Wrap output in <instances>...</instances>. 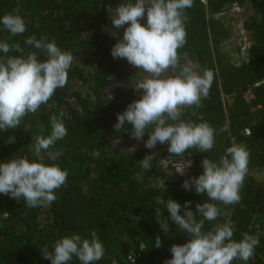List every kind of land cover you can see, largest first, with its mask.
Masks as SVG:
<instances>
[{
    "label": "trees",
    "instance_id": "1",
    "mask_svg": "<svg viewBox=\"0 0 264 264\" xmlns=\"http://www.w3.org/2000/svg\"><path fill=\"white\" fill-rule=\"evenodd\" d=\"M207 1L204 5L202 0H194L193 6L186 9V43L178 54L181 64L184 57H189L200 70L214 72L209 97L202 99L196 114L200 123L207 122L215 130V143L208 152L190 148L183 155L192 162L188 174L192 177L202 174L201 161L205 157L218 162L233 144L246 148L248 171L239 189L240 202L232 205L209 201L206 194H198L194 188L185 190L183 177L177 179L167 196H161L158 188L147 187L139 179L142 173L158 179L156 160L145 170L139 161L148 155L146 152H112L111 143L126 137L131 129L125 126L116 131L117 113L141 98L132 86L114 99L101 98L108 86L130 83L139 70L125 58L113 60L109 53L115 39L107 8H115L125 0H0V17L15 14L18 9L26 25V31L14 37L0 25V42L20 43L25 55L37 52L43 61L45 54L27 46L25 40L33 35L37 39L46 37L63 52L72 56L85 53L91 64L95 59L101 63L88 73L71 63L63 88L56 89L46 104L36 113H28L15 129L0 131V163L18 157L34 160L32 144L36 136L50 135L51 117L61 110L67 114L62 118L67 135L42 150L45 165H57L68 173L66 184L55 190L57 200L51 207L30 208L23 199L18 202L0 194V264H51L43 258L44 245L51 248L55 240L73 233L90 238L92 231H96L105 249L102 259L93 264H164L171 258L172 244H183L190 237L169 219L164 205L156 203L157 197L165 199V203L171 198L181 205L191 201L192 211L197 203H216L221 214L215 221H205L203 231L230 223L234 240L239 241L245 232L259 235V245L247 264H264V178L259 181L253 174L257 168L264 170V0ZM234 3H247L254 11L250 26L253 44L247 61L240 65L229 62L221 51L232 32L226 21L217 17ZM0 55L5 54L0 51ZM7 55L22 54L13 50ZM75 81L87 84L95 100L78 92L70 94L69 87ZM12 139L15 142L9 143ZM59 150H63L59 158L49 155ZM157 208L162 211L161 217ZM201 218L197 215V220ZM164 220L169 224L166 233L158 223ZM157 236L160 247H155ZM69 264L81 262L73 257ZM232 264L245 262L236 259Z\"/></svg>",
    "mask_w": 264,
    "mask_h": 264
},
{
    "label": "clouds",
    "instance_id": "2",
    "mask_svg": "<svg viewBox=\"0 0 264 264\" xmlns=\"http://www.w3.org/2000/svg\"><path fill=\"white\" fill-rule=\"evenodd\" d=\"M193 2L135 0L133 3L125 0L115 8H107L113 25L117 29L124 28L123 38L111 48L112 57L125 58L130 65L147 74L134 84L136 90H144L143 95L117 113L114 128L118 131L131 125L128 134L137 141H143L147 133L144 143L148 149L158 142L168 143L167 151L171 156H182L190 148L205 153L212 150L215 143V130L207 122L195 124L180 119L183 108L199 107L202 99L209 97L214 80L212 70H197L195 65L180 63L178 49L185 45L187 37L186 9L191 8ZM14 12L0 17V25L13 37L26 31L18 9ZM25 44L43 52L47 58L39 60L37 52L25 55L20 43L0 42V51L5 54L0 55V131L15 129L28 113H36L56 89L67 84V70L73 60L70 53L63 52L54 40L48 41L46 37L37 39L33 35L26 38ZM13 50L22 55H7ZM169 70H174L175 74L168 75ZM66 115L63 110L53 115L50 135L36 136L32 144L34 160L18 157L0 163V194L9 195L18 202L23 199L30 208L51 207L57 200L55 190L66 184L68 173L57 165H45L42 150H48L67 135L62 120ZM14 142V139L9 141ZM62 154L63 150L49 153L54 159ZM248 156L243 145L233 144L226 148L218 162L205 157L201 161L202 174L185 179L182 187L206 194L209 201L225 205L239 203V189L248 171ZM151 160L152 155H147L139 162L143 169L149 170ZM187 168L176 171L183 176ZM160 187L163 188L164 183ZM156 203L164 205L169 219L190 237L183 244H172L169 248L171 258L164 264H232L236 259L247 264L259 245V235L247 232L241 234L239 241L234 240V228L230 223L216 224L203 231L205 221H215L221 214L216 203H197L195 211L189 208L191 201L181 205L171 198L165 203V199L157 197ZM156 213L161 217L160 208ZM197 215L202 218L197 220ZM158 223L164 233L169 230L166 220ZM160 246L157 236L155 247ZM104 252L96 231L91 232L90 238L78 233L66 235L55 240L51 248L48 245L42 248L43 258L51 264H69L73 257L81 264H93L102 259Z\"/></svg>",
    "mask_w": 264,
    "mask_h": 264
},
{
    "label": "rangeland",
    "instance_id": "3",
    "mask_svg": "<svg viewBox=\"0 0 264 264\" xmlns=\"http://www.w3.org/2000/svg\"><path fill=\"white\" fill-rule=\"evenodd\" d=\"M242 9L239 14H231L225 13L223 15H219L217 17L222 18L226 21L228 27L231 28L232 37L229 40L223 42L221 46V51L225 54L226 59L235 64L240 65L247 61L248 59V52L250 47L253 44L252 40V29H250L251 21L254 17V11L252 10L249 4L241 5ZM143 23V21H142ZM124 27H127L125 25ZM123 31L124 28L117 29L115 26L112 30V36L115 39V44L123 38ZM111 48H109L110 56L113 60H118V58L114 59L111 55ZM72 64L81 67L85 72H92L95 68L101 66V63L95 59L92 64L88 59V55L85 53H78L75 56H72ZM182 58V57H180ZM184 64H191L197 67V70H200L199 64L189 58L184 57ZM175 74L174 70H169L168 75ZM147 74L144 73L141 69L136 72V75L130 79V83H113L108 86L101 94V98L104 100L107 99H114L118 96H121L125 92L128 91L129 87H134V84L139 81L143 80ZM131 84V85H129ZM136 90V89H135ZM141 97L144 93L143 89L136 90ZM75 92L81 93L84 97L89 96L92 101L95 100L94 96H92L91 91L88 88V85L84 82L75 81L71 83L69 87V93L73 94ZM247 99L250 100V95L248 94ZM72 104L76 106L77 104L72 100ZM198 106H191L185 107L182 109V116L181 120L185 122H191L195 124L200 123V117L197 116V109ZM78 109V108H77ZM131 126V125H128ZM127 131V136L118 140H115L111 143V150L114 154H126L130 152H146L148 155H152V160H156L158 169L160 172V176L158 179L154 178H147L145 173L139 176L141 182L147 187H154L158 188L159 193L161 196H167L175 187V184L178 182L179 177L188 178L190 177L188 165L191 163V160L186 157L185 155L182 156H171V154L167 151L169 144H160L159 142L156 146L152 149H148L145 147L144 141L148 139L147 133L145 134L143 141H137L134 138L129 136V132ZM185 175L181 176L177 173L176 169H184ZM256 179L261 181L264 178V170L257 168L253 171ZM164 183V187L161 188L160 185ZM1 220V217H0ZM259 226V224H258Z\"/></svg>",
    "mask_w": 264,
    "mask_h": 264
},
{
    "label": "built area",
    "instance_id": "4",
    "mask_svg": "<svg viewBox=\"0 0 264 264\" xmlns=\"http://www.w3.org/2000/svg\"><path fill=\"white\" fill-rule=\"evenodd\" d=\"M207 0H202V4H204V5H207ZM241 9H242V6L240 5V4H238V3H234V4H232V5H229V6H227L225 9H224V11L222 12V13H220L219 15H223V14H227V13H231V14H239V12L241 11ZM218 15V16H219ZM249 95H250V93H249ZM250 98H251V95H250Z\"/></svg>",
    "mask_w": 264,
    "mask_h": 264
}]
</instances>
